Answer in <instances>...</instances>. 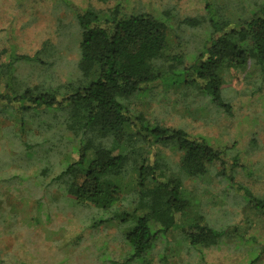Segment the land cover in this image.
Segmentation results:
<instances>
[{
    "label": "trees",
    "instance_id": "trees-1",
    "mask_svg": "<svg viewBox=\"0 0 264 264\" xmlns=\"http://www.w3.org/2000/svg\"><path fill=\"white\" fill-rule=\"evenodd\" d=\"M203 7L204 14L179 21L189 27L206 24L208 32L188 65L178 55L164 54L171 13H127L121 3L106 13L93 9L76 13L81 30L77 68L90 80L72 93L35 94L38 87L14 92L13 66L28 57L10 53L6 60L0 59V115L9 123L4 133L18 139L22 147L0 157L3 167L17 162L23 171L7 181L23 183L22 194L35 200V212L45 218L57 199L46 191L40 194L42 184L47 189L57 186L62 203L88 208L85 222L92 230L115 224L114 238L126 248L115 264H147L158 242L176 228L190 246L216 243L231 230L236 234L237 227L216 229L203 220L186 227L176 223L196 200L184 195L181 179H204L216 165L224 168L225 148H214L180 128L150 123L128 104V98L159 85H181L227 109L221 75L226 66L240 69L255 64L264 82V0H203ZM49 111L58 112V129L35 123ZM43 127L46 133L60 132L55 141L64 149L56 155V175L46 182L39 177L52 173V164L40 156L47 153L40 149L48 137L38 138ZM49 146L50 151L53 146ZM156 146L173 147L179 154L177 172L165 167ZM42 161L46 165L36 167ZM30 165L35 169L28 173ZM236 165L232 160L231 167ZM244 198L249 205L244 221L264 218V197L245 191ZM254 224L251 227L256 228ZM237 239L248 244L257 236L243 233ZM255 253L250 263L261 257L259 250Z\"/></svg>",
    "mask_w": 264,
    "mask_h": 264
},
{
    "label": "rangeland",
    "instance_id": "rangeland-1",
    "mask_svg": "<svg viewBox=\"0 0 264 264\" xmlns=\"http://www.w3.org/2000/svg\"><path fill=\"white\" fill-rule=\"evenodd\" d=\"M120 3L127 13H171L164 54L180 56L184 65L191 63L208 33L206 24H179L185 17L204 14L203 0H0V59L6 60L10 53L28 57L13 66L12 90L38 87L35 94L62 96L85 85L90 79L83 78L77 68L81 30L76 13L87 9L106 13ZM221 75L227 109L181 85H159L128 98L129 108L150 123L180 128L226 150L224 168L216 165L204 179H181L184 195L197 201L179 214L176 223L186 227L203 220L216 229L237 227L235 235L228 231L207 246H190L179 228L172 229L147 256V264H264V218L244 221L249 207L244 192L264 197V82L255 64L240 69L226 66ZM34 121L58 129V112L49 111ZM8 126L6 117L0 115V157L22 148L18 139L5 135ZM44 128L38 138L48 137L40 149L47 153L40 156L52 164V173L39 178L46 182L56 175V155L64 149L55 141L60 132L46 133ZM49 144L53 146L50 151ZM156 151L165 167L177 172L179 154L174 148L156 146ZM34 158L29 159L31 163ZM232 160L235 167H231ZM42 165L44 161L36 163L40 169ZM33 169L35 165H30L28 173ZM22 172L17 162L3 167L0 158V264H115L125 255V246L114 238L117 226L110 223L92 230L85 222L88 208L62 203L57 186L41 187L40 194L46 191L57 199L48 208L49 218L36 213L35 200L21 192L24 184L7 181ZM253 221L256 228L251 227ZM243 233L254 234L257 240L240 244L237 235ZM258 250L261 257L250 263Z\"/></svg>",
    "mask_w": 264,
    "mask_h": 264
}]
</instances>
